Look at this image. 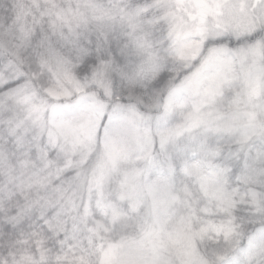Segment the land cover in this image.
<instances>
[{"label": "snow or ice", "instance_id": "1", "mask_svg": "<svg viewBox=\"0 0 264 264\" xmlns=\"http://www.w3.org/2000/svg\"><path fill=\"white\" fill-rule=\"evenodd\" d=\"M128 9L129 21L136 30L135 42L150 58L151 72L156 70L152 62L154 41H165L167 50L186 66L196 62L194 70L169 92L163 103L164 112L156 117L167 123L169 109L173 103L183 106L178 96L186 92L196 98L187 118L191 123L161 131L160 157L138 156L141 166H136L123 144L125 123L130 121L122 105L115 104L109 110L94 96H80L73 105L34 103L37 93L26 81L27 74L13 60L0 59V120L7 124V127L0 124V134L7 139L10 152L19 146L21 152L38 159L50 174H59L61 155L67 165L71 163L67 159L71 153L90 148L98 138L104 146L102 161L92 177L101 198L96 201L98 212L91 226H88V217L92 215L89 208L70 222L63 208L47 201L22 219L0 220V257L5 264L8 252L14 250L13 242L29 234L43 237L53 251L67 249L76 264H87L93 240L99 242L96 248L101 253L102 264H209L196 249L194 234L186 230L174 207L180 203L174 183L178 171L187 174L198 167V163L182 165L180 154H192L194 158L206 145L173 142L169 151V143L173 136L190 132L213 115L217 118L226 115L235 123H246L264 131V0H156L154 5L129 0ZM45 16L49 17V28L59 40L73 46L82 43L81 35L71 28L67 33L58 31L61 24L68 23L62 10L53 6L42 11L37 23L42 25ZM27 35L34 46V63L38 60L43 67L56 55L64 78L75 85L77 93L81 92L72 75L71 61L55 52L46 30L41 26L39 30H29ZM87 40L97 49L111 44L113 52L117 42L125 43L119 35L113 40L103 31L95 37L88 36ZM78 52L83 60L80 71H87L95 60L87 54V46L79 47ZM140 71H145L143 66ZM32 75L35 77V73ZM47 92L53 97L72 96L67 90L58 93L47 89ZM21 103L28 106L27 114L39 129L36 135H29L16 111ZM69 108L71 111L66 113L64 109ZM41 136H46V140ZM122 164L130 166L122 168ZM238 168L239 164H235L233 171ZM113 175L118 177L117 185L105 196V182ZM18 202L19 197L6 202L8 217H15ZM82 225L89 234V248L84 247L80 237ZM130 229L136 232V237H122L117 243L108 241L107 234L122 235ZM241 248L244 249L243 244Z\"/></svg>", "mask_w": 264, "mask_h": 264}, {"label": "clouds", "instance_id": "2", "mask_svg": "<svg viewBox=\"0 0 264 264\" xmlns=\"http://www.w3.org/2000/svg\"><path fill=\"white\" fill-rule=\"evenodd\" d=\"M143 2L154 5L156 0ZM128 4L129 0H0V59L13 60L27 74L26 81L37 93L34 103L73 105L80 96H94L109 110L115 104L122 105L130 121L125 123L123 144L136 166H141L138 156L160 157L161 131L177 125L187 127L191 123L187 118L196 98L186 92L178 96L183 106L173 103L169 109L167 123L156 117L164 112L163 103L169 92L194 70L196 62L188 67L167 50L165 41H154L152 62L156 70L151 72L150 58L135 42L136 30L129 21ZM53 6L62 10L68 20L58 31L67 33L71 28L81 35V44L73 46L59 40L49 28L47 16L42 25L37 23L40 13ZM41 26L52 38L55 52L71 61L72 75L81 92L77 93L75 85L64 78L56 55L43 67L38 60L34 63V46L27 33ZM101 31L113 40L119 35L125 43L117 42L115 52L111 44L100 49L89 45L87 37H95ZM84 46L95 63L89 64L87 71H80L83 60L78 48ZM141 66L144 72L140 71ZM47 89L58 93L67 90L72 96L53 97ZM176 98L174 93L173 99ZM27 107L18 104L16 111L24 120L29 135H36L39 129L28 116ZM64 111L67 113L71 109ZM48 115L46 111L45 120ZM0 124L7 127L4 120H0ZM40 138L46 140V136ZM173 142L206 145L194 158L192 154H180L182 165L198 163V167L187 174L178 171L174 181L175 194L180 198V203L174 204L176 214L183 218L186 230L194 234L193 244L198 252L209 264H264V131L246 123H235L226 115L222 118L213 115L190 132L173 136L169 151ZM7 144V139L0 134V220L22 219L47 201L63 208L70 222L72 217L82 216L84 209L89 208L92 215L88 217V226H91L98 212L96 201L101 198L92 182L104 154L99 138L90 148L71 153L67 157L70 164L63 163L65 157L61 155L59 174H50L38 159L21 152L19 146L15 152H10ZM235 164H239V168L234 172ZM129 166L121 165L122 168ZM117 181L115 175L106 180L105 196L112 192ZM12 197H19V202L15 217H8L9 209L5 204ZM81 227V240L84 247L89 248V234L83 225ZM107 236L109 242L117 243L122 237H136V232L130 229L122 235L109 233ZM98 243L93 240L87 264H102L101 253L96 248ZM242 244L246 250L241 248ZM12 248L14 250L7 254V264H76L67 249L53 251L39 235H21ZM0 264H5L2 257Z\"/></svg>", "mask_w": 264, "mask_h": 264}]
</instances>
